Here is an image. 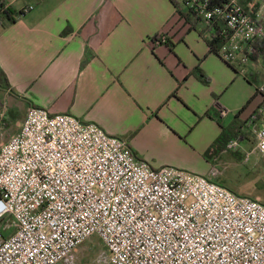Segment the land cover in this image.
Listing matches in <instances>:
<instances>
[{"label":"built area","instance_id":"obj_1","mask_svg":"<svg viewBox=\"0 0 264 264\" xmlns=\"http://www.w3.org/2000/svg\"><path fill=\"white\" fill-rule=\"evenodd\" d=\"M170 1L217 27L229 63L248 65L263 47L264 0ZM250 122L264 157V108ZM93 236L109 264H264V203L205 175L154 167L98 124L32 106L0 144V264H74Z\"/></svg>","mask_w":264,"mask_h":264},{"label":"crops","instance_id":"obj_2","mask_svg":"<svg viewBox=\"0 0 264 264\" xmlns=\"http://www.w3.org/2000/svg\"><path fill=\"white\" fill-rule=\"evenodd\" d=\"M5 2L16 20L0 24V94L25 111L14 134L38 106L98 124L154 167L210 176L208 152L238 155L245 141L256 150L263 56L225 61L208 46L214 31L203 34L205 24L170 0ZM225 132H236L235 149L219 143Z\"/></svg>","mask_w":264,"mask_h":264},{"label":"rangeland","instance_id":"obj_3","mask_svg":"<svg viewBox=\"0 0 264 264\" xmlns=\"http://www.w3.org/2000/svg\"><path fill=\"white\" fill-rule=\"evenodd\" d=\"M256 73L260 84H263L264 64H261ZM2 84L0 75V89ZM262 98L260 95V99ZM18 108L10 109L9 102L0 94V144L7 142L16 132V121L19 124L22 122L25 111H21V106ZM207 160L214 166L213 173L207 177H213L238 196L264 199V173L259 174L256 170L263 165L264 158L254 150L252 141H245L238 155L227 152L219 158L211 155ZM74 255L76 264H109L106 247L98 236L83 243Z\"/></svg>","mask_w":264,"mask_h":264},{"label":"trees","instance_id":"obj_4","mask_svg":"<svg viewBox=\"0 0 264 264\" xmlns=\"http://www.w3.org/2000/svg\"><path fill=\"white\" fill-rule=\"evenodd\" d=\"M6 5H7V3L5 2V0H0V24H2L3 22H15V20H16L15 19L16 13H15L14 9L11 7H6ZM178 15L184 16V14L180 11L178 12ZM186 17H188V16H186ZM195 23H197V22H195ZM209 31L210 32L214 31V34L209 35V37H207V35H206L208 46L210 47L211 51L218 53V49L220 47V44L225 41V38L220 37V31L217 29L216 26L210 27V26L205 25V29L203 30L202 33L207 34ZM257 50L259 52L256 53L253 58L256 59L259 56H263V58H264V44H263V47L259 46V48ZM1 73H2V71H1ZM2 76L6 80V77L3 73H2ZM261 95L263 97L262 98L263 104H262L261 108H264V92L261 93ZM236 132H234V133L225 132L224 135L220 138L219 143L224 144V147L227 149L230 140H232L236 136L235 135ZM219 153H220L219 150L213 151V155H216ZM211 154H212V152H208L206 154V157L209 158L211 156Z\"/></svg>","mask_w":264,"mask_h":264},{"label":"clouds","instance_id":"obj_5","mask_svg":"<svg viewBox=\"0 0 264 264\" xmlns=\"http://www.w3.org/2000/svg\"><path fill=\"white\" fill-rule=\"evenodd\" d=\"M231 146V145H230ZM261 149H264V145H260Z\"/></svg>","mask_w":264,"mask_h":264}]
</instances>
